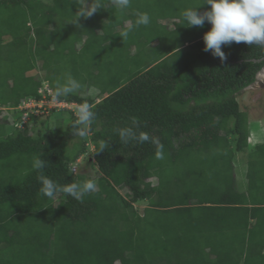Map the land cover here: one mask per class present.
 Masks as SVG:
<instances>
[{
    "label": "trees",
    "instance_id": "16d2710c",
    "mask_svg": "<svg viewBox=\"0 0 264 264\" xmlns=\"http://www.w3.org/2000/svg\"><path fill=\"white\" fill-rule=\"evenodd\" d=\"M136 1L121 11L113 0H96L103 9L78 26L73 14L85 0H0V264H264V144L248 150V115L238 101L264 67V44L222 46L221 61L203 50L211 28L205 22L190 41L174 29L159 38L162 51L131 54L126 46L136 30L161 26L151 7ZM184 1L159 0L160 18ZM197 1L184 10L204 3ZM135 8L149 14L148 25L135 26ZM99 48L113 61L99 64V52L85 59ZM66 57L65 76L84 81L85 74L101 98L87 95V83L81 93L55 98L90 105L95 115L86 135L67 110L26 111L30 122L17 126L21 114L2 108L39 101L43 81L55 95L53 75L61 71L49 65ZM126 127L150 140L122 142L117 129ZM102 142L109 146L102 150ZM88 144L95 179L69 168ZM37 158L42 169L34 168ZM41 175L60 187L92 180L96 188L79 200L62 191L48 197L40 193ZM138 202H146L142 213Z\"/></svg>",
    "mask_w": 264,
    "mask_h": 264
},
{
    "label": "clouds",
    "instance_id": "9594fccd",
    "mask_svg": "<svg viewBox=\"0 0 264 264\" xmlns=\"http://www.w3.org/2000/svg\"><path fill=\"white\" fill-rule=\"evenodd\" d=\"M114 5L119 10H125L130 6V0H113ZM202 5H207V10L202 13L198 12ZM196 9H185L182 12L183 23L187 27H203L205 22L211 25L209 31L203 35L204 51L211 52L214 57L220 58L221 61L226 59L225 53L222 51V46L231 45L232 43H245L247 45L252 44H264V0H204V3ZM103 9L102 5L98 4L96 0H92L89 4L85 0L84 5L77 9L73 16L75 17L74 25H78V21L81 18L87 19L91 17L98 10ZM150 23V16L148 13H137V19L135 20V26L148 25ZM79 26V25H78ZM131 29L122 30L120 33L121 39H126ZM264 76V67L256 74L254 84ZM254 84L248 86L244 91ZM81 87L78 81L69 76L64 84L57 85V91L55 95L46 81H43L39 88L40 100H24L16 108L5 106L2 108L4 113L13 115L21 114V125L26 124L24 118L28 116V122L31 120V116L28 112L30 109L25 107L28 103H54V108L44 109L43 107H34L33 113L35 115H48L51 110L61 111L67 110L73 113L72 109L68 106L78 107V124L81 126L79 135L83 137L86 135V129L94 119V113L91 111L90 105L87 103L79 105L77 103H67L64 101H57L55 98L61 94H70L78 90ZM100 97L95 98V102H99ZM246 112V111H245ZM17 115V116H18ZM17 126H18V122ZM19 124V125H20ZM120 139L124 143H128L130 140H137L140 143L147 142L150 137L147 133L137 134L132 127H126L117 129ZM249 141V140H248ZM106 143L101 144L102 150L108 147ZM162 146L161 151L157 152V157L162 158ZM45 161L37 158L34 161V168L42 169ZM41 188L40 193L48 197L54 196L58 191H62L75 199H81L84 195L95 191L96 185L94 181L88 180L83 183H72L67 186L60 187L50 178L41 175L39 177Z\"/></svg>",
    "mask_w": 264,
    "mask_h": 264
},
{
    "label": "rangeland",
    "instance_id": "374dc122",
    "mask_svg": "<svg viewBox=\"0 0 264 264\" xmlns=\"http://www.w3.org/2000/svg\"><path fill=\"white\" fill-rule=\"evenodd\" d=\"M159 0H137L136 1V5L141 7V8H145L143 5H147L149 8L151 7V18L155 21H157L161 26H158V30H148V29H140V30H136V33L134 36V39L131 38L129 44H127L126 47H129V51L131 54H135L137 51H141V53H144L145 55L148 54V52H150V50L152 48H156L157 50L162 51L163 45H165L163 42L159 41V38H162L164 36H167L168 38L170 37L171 31H173L174 29H179V40L183 41H190L191 40V35H189V33L191 32V30H197L196 32H198L200 30V27H187L186 24L183 23V19H182V12L184 11V8L189 7L190 5H196L199 6L200 3L197 0H185L182 3H178L179 5H182L181 7H183L182 9H176L174 14L171 12H168L166 14V17L164 19H161L159 13L161 11L158 10V6L160 5V3H158ZM190 1V2H189ZM188 2V3H186ZM192 3V4H191ZM176 3H173L172 6H174ZM187 4V6H186ZM113 6V5H112ZM112 6H105V8L107 9V11H111ZM136 6V7H137ZM116 7V6H115ZM136 9V8H135ZM136 12L139 13L136 9ZM118 13V11H114V12H107L105 14V21L103 22V25H107L109 23V17L111 18V16L114 14L116 15ZM121 16V12H119ZM137 13H135L137 15ZM141 13V12H140ZM202 13V12H201ZM70 18H73V16H71ZM22 20L25 22L26 21V17L22 16ZM126 25H128L126 23ZM132 32V31H131ZM104 32L102 31V34L99 33V35H101V37H104ZM185 35V38H183ZM151 38V39H150ZM147 40H151L152 42H149ZM173 44H171L169 47H172ZM83 45H78V48H81ZM123 47V46H121ZM96 49V50H91L89 52H87V55H85V59L88 62H91L92 57L99 52L100 54V59L98 63L101 65L106 64L107 59H109L110 61H113L109 56V55H102V49L100 50ZM109 56V57H108ZM108 57V58H107ZM70 57H66V60L63 62H60L59 64H53L51 63L49 65V68H59V71H61V73H57L55 75H53L55 77V84H56V88L58 84H64L65 81L67 80V78L69 76H71L72 78L76 79L73 74L68 76H65V71L63 70V65L67 64V66L70 64L71 60H69ZM80 63V62H79ZM69 67L71 68V66L69 65ZM83 67L85 68V66L83 65ZM68 68V67H67ZM80 68L77 69V72L80 73V75L78 74V76H83V72L82 70H79ZM113 69V68H112ZM79 70V71H78ZM39 76L40 78H43L44 76V72L40 71L39 72ZM80 78V77H77ZM84 81L82 80V78H80V80H76L79 82V84L82 86V90H85V84L87 83V87L88 89L87 91V95L91 96L92 98H97L98 97V90L96 89V87H92L89 86L88 80H87V76L84 74L83 76ZM85 85V86H84ZM84 86V87H83ZM81 88H79L78 90L74 91L76 93H81ZM85 92V91H82ZM238 101L240 104V108L243 111L247 112L248 115V130H249V151L250 149L253 148V146L257 145V144H264V76L262 78L259 79V81H257L253 86H251L250 88L246 89L245 91H243L241 94L238 95ZM54 103H28L25 105V107H27V109L29 108L30 110H32L34 107H43L45 110L46 109H52L54 108ZM69 109H72L73 114L75 116H78V107H74V106H68ZM62 114H58V116H60ZM3 116V115H2ZM24 122L27 123L28 122V116L24 118ZM20 123H18L19 125ZM9 127V126H8ZM72 148L73 147H68L67 149V154H71L72 152ZM92 151H93V146H91V144H88L86 153L79 156L77 158V160L73 163L69 164V168L70 171L73 174H83L85 175L87 178H91V179H95L97 177V173H96V168L91 166L90 164L93 162L92 160ZM245 161L246 162V156L245 155H237V161L239 160ZM244 166L241 167V171L238 172L237 174L243 175L245 170L243 169ZM237 180L238 182V187L239 189H244L245 188V183H244V179L242 176H238ZM154 184V181L150 180V182H148V186H152ZM123 196H126V191L121 189L120 192ZM146 206V202H138L136 204H134V207L137 209V211L139 213H142L143 208Z\"/></svg>",
    "mask_w": 264,
    "mask_h": 264
}]
</instances>
